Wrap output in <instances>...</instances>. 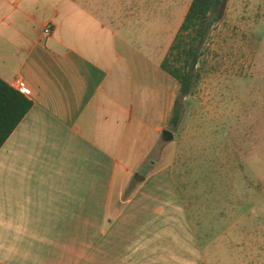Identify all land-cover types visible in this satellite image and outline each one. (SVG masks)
<instances>
[{
	"label": "crops",
	"instance_id": "1",
	"mask_svg": "<svg viewBox=\"0 0 264 264\" xmlns=\"http://www.w3.org/2000/svg\"><path fill=\"white\" fill-rule=\"evenodd\" d=\"M111 3L0 0V78L33 104L0 149V264H208L166 158L175 38L135 47Z\"/></svg>",
	"mask_w": 264,
	"mask_h": 264
},
{
	"label": "rangeland",
	"instance_id": "2",
	"mask_svg": "<svg viewBox=\"0 0 264 264\" xmlns=\"http://www.w3.org/2000/svg\"><path fill=\"white\" fill-rule=\"evenodd\" d=\"M105 1L160 55L193 0ZM197 70L166 158L208 264H264V0H229Z\"/></svg>",
	"mask_w": 264,
	"mask_h": 264
},
{
	"label": "trees",
	"instance_id": "3",
	"mask_svg": "<svg viewBox=\"0 0 264 264\" xmlns=\"http://www.w3.org/2000/svg\"><path fill=\"white\" fill-rule=\"evenodd\" d=\"M229 0H193L184 21L162 63V69L180 84L179 97L169 127L179 129L183 101L192 96L200 80L198 66L216 24L224 20ZM32 102L0 78V149L32 108Z\"/></svg>",
	"mask_w": 264,
	"mask_h": 264
},
{
	"label": "water",
	"instance_id": "4",
	"mask_svg": "<svg viewBox=\"0 0 264 264\" xmlns=\"http://www.w3.org/2000/svg\"><path fill=\"white\" fill-rule=\"evenodd\" d=\"M164 136L166 137L167 141H172L174 139L173 133L168 130L164 132Z\"/></svg>",
	"mask_w": 264,
	"mask_h": 264
},
{
	"label": "built area",
	"instance_id": "5",
	"mask_svg": "<svg viewBox=\"0 0 264 264\" xmlns=\"http://www.w3.org/2000/svg\"><path fill=\"white\" fill-rule=\"evenodd\" d=\"M51 31H52L51 27L48 26V27L44 30V34L48 35V34L51 33Z\"/></svg>",
	"mask_w": 264,
	"mask_h": 264
}]
</instances>
